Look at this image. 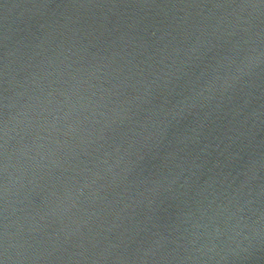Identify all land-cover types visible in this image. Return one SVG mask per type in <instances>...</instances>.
Masks as SVG:
<instances>
[{"label": "water", "instance_id": "water-1", "mask_svg": "<svg viewBox=\"0 0 264 264\" xmlns=\"http://www.w3.org/2000/svg\"><path fill=\"white\" fill-rule=\"evenodd\" d=\"M0 264H264V0H0Z\"/></svg>", "mask_w": 264, "mask_h": 264}]
</instances>
